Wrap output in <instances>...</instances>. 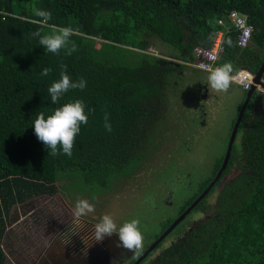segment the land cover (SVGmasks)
I'll return each mask as SVG.
<instances>
[{
    "label": "trees",
    "instance_id": "1",
    "mask_svg": "<svg viewBox=\"0 0 264 264\" xmlns=\"http://www.w3.org/2000/svg\"><path fill=\"white\" fill-rule=\"evenodd\" d=\"M36 8L51 13L49 24L73 28L76 51L48 53L30 36L49 31L33 23L40 19ZM230 12L245 17L253 33L249 45L239 48L237 32L230 28L217 65L231 63L234 74L246 70L256 75L264 63V0H0V264L5 263L2 242L16 208L54 195L59 172L77 171L85 181L104 187L108 179L128 177L136 169L150 129L161 117L156 114L168 78L193 61L195 48L211 46L220 29L216 22ZM150 38L182 63L145 53ZM136 56L140 60L132 66ZM62 65L73 81L83 78L87 86L52 104L48 88L60 79ZM44 68L52 70L47 77L40 75ZM75 100L86 105L88 123L81 125L72 156L48 155L34 133L36 113L43 111L47 118ZM106 113L111 132L104 128ZM239 134L222 175L232 167L238 173L216 193L217 182L189 213L202 212L204 218L168 248L161 243L142 264H264V92L251 95ZM222 162L223 156L178 216L213 181ZM213 194L215 201L208 203Z\"/></svg>",
    "mask_w": 264,
    "mask_h": 264
},
{
    "label": "rangeland",
    "instance_id": "2",
    "mask_svg": "<svg viewBox=\"0 0 264 264\" xmlns=\"http://www.w3.org/2000/svg\"><path fill=\"white\" fill-rule=\"evenodd\" d=\"M145 53L182 63L172 59L171 50L155 38L149 39ZM137 60L140 58L136 56L132 66ZM208 74L185 65L181 73L168 78L162 105L156 114L161 117L150 129L143 161L128 177L108 179L102 187L85 181L77 171L59 172L54 195H44L32 199L30 205L17 207L2 242L4 264H54V261L63 264L65 260L61 256L69 261L68 264L73 257L84 259L86 256L82 252L87 249L84 243L93 239L94 225L106 214L113 217L118 227L126 221L139 219L143 248L160 236L165 225L178 217L184 202L197 191L199 183L213 173L215 163L227 147L232 123L247 93L233 83L226 93L212 90L208 87ZM200 89H205L202 93L205 97L199 96ZM203 112V117L199 118ZM239 143L240 134L235 140L236 145ZM237 173L236 167H232L217 190ZM169 187H172L170 196L166 195ZM149 196L154 206L151 201L145 203ZM215 198L213 194L208 203H213ZM78 199L88 200L95 211L74 223L72 209ZM204 217L202 212L189 214L162 248H168L194 222ZM66 238L70 240L68 250L64 248ZM77 248H81L80 251L72 254ZM113 252L116 259L121 258ZM159 252L156 251L150 260Z\"/></svg>",
    "mask_w": 264,
    "mask_h": 264
},
{
    "label": "clouds",
    "instance_id": "3",
    "mask_svg": "<svg viewBox=\"0 0 264 264\" xmlns=\"http://www.w3.org/2000/svg\"><path fill=\"white\" fill-rule=\"evenodd\" d=\"M34 15L40 18L38 23L41 27L49 29L47 32L37 30L30 33L32 38L38 39L39 45L46 52L59 55L64 50L67 55H71L76 51L75 43L71 40L74 30L71 26H57L49 24L51 13L46 10L36 8L33 10ZM6 14V13H5ZM231 44V41H229ZM71 45V46H69ZM60 79L53 82L48 88V94L52 104H58L59 100L70 90L79 89L83 91L87 86V81L83 78L73 81L67 74V66L62 65ZM208 87L217 92H227L234 82L238 81L239 73L234 74L231 63L212 68L209 65ZM52 70L44 68L40 75L47 77ZM251 83V81H246ZM258 91H264V83L256 84ZM86 105L82 100H75L66 103L54 109L53 113L47 118L43 111L36 113L33 121L34 133L37 139L42 142L48 151V155L57 156L64 154L68 157L72 156L73 147L77 135L81 131V125H87L88 115L85 112ZM104 128L107 132L112 131L109 116H104ZM154 200L151 196L147 197L145 203ZM95 211V206L86 199H78L72 209L73 222L78 223L80 218L87 216ZM113 234L118 235L119 242L116 247L125 249L126 252L121 255L120 264H129L131 259L137 258L143 251V233L140 230L139 219H132L124 222L121 226H117L111 215H103L99 223L94 225V239L96 242H102L106 237ZM127 252L132 253L131 258L127 256Z\"/></svg>",
    "mask_w": 264,
    "mask_h": 264
},
{
    "label": "built area",
    "instance_id": "4",
    "mask_svg": "<svg viewBox=\"0 0 264 264\" xmlns=\"http://www.w3.org/2000/svg\"><path fill=\"white\" fill-rule=\"evenodd\" d=\"M245 19V17L237 12H230L227 18L218 20L216 26L220 27V29L216 32L211 46L207 49L195 48L193 51V61L185 65H191L196 69L206 72L210 71L209 65L212 68L217 67L221 56L225 52L224 40L230 28H233L237 32V46L239 48H246L250 43L253 26L248 24ZM236 73H239V82H234L233 84L239 86L245 92L250 91L253 87L254 75L246 70H238ZM246 81H251V83H246Z\"/></svg>",
    "mask_w": 264,
    "mask_h": 264
},
{
    "label": "flooded vegetation",
    "instance_id": "5",
    "mask_svg": "<svg viewBox=\"0 0 264 264\" xmlns=\"http://www.w3.org/2000/svg\"><path fill=\"white\" fill-rule=\"evenodd\" d=\"M205 91V89H200V91H199V96L200 95H202L203 96V92ZM201 97V96H200ZM203 97H205V96H203ZM203 115H204V112L203 113H201V116L199 117V118H202L203 117ZM224 155V154H223ZM219 171V170H218ZM218 171H217V173H218ZM224 172V171H223ZM216 173V174H217ZM222 175V174H221ZM216 176V175H215ZM225 177V176H224ZM223 175H222V177L220 176V178H219V180L217 181V182H219V181H221L222 182V180H223ZM215 178V177H214ZM214 180V179H213ZM212 182V181H211ZM210 182V183H211ZM216 182V183H217ZM215 183V184H216ZM215 184H214V186H215ZM213 186V187H214ZM184 188V187H183ZM186 188V187H185ZM184 188V189H185ZM171 189H172V187H169L167 190H166V195H171ZM183 189V190H184ZM217 189H218V187H217ZM216 189V191H218ZM185 191H188V189H186ZM190 192V191H189ZM181 193H184L183 191L181 192ZM197 199V198H196ZM195 199V200H196ZM194 200V201H195ZM193 201V202H194ZM189 207V206H188ZM187 207V208H188ZM186 208V209H187ZM185 209V210H186ZM184 210V211H185ZM183 211V212H184ZM182 212V213H183ZM181 213V214H182ZM180 214V215H181ZM179 215V216H180ZM165 232H163L162 234H160V236L159 237H157L156 239H154V241L155 240H158L163 234H164ZM169 237V236H168ZM168 237H166V239L168 238ZM112 238V239H111ZM117 238V239H116ZM67 239V238H66ZM106 239V243H107V245H105V240H103L102 242H96V240L94 239V236H93V239L91 240V241H89V242H87V243H84V246H85V249H86V251H83L82 253H84V255L86 256V257H84V259H79L78 257H73V259H71V264H120V262H121V258L120 259H116L114 256H113V254H112V252L113 253H115L116 255H119V256H117V257H121V255H122V253H125L126 252V250L125 249H122V248H118V247H116V245H117V243L119 242V239H118V237H116V235H112V236H110V237H106L105 238ZM166 239L163 241L164 243H165V241H166ZM108 240V241H107ZM153 241V242H154ZM86 242V241H85ZM153 242H151L146 248H143V251H142V254L139 256V257H137V258H134V259H131L130 261H129V264H135L136 263V260L138 259V258H140L144 253H145V251H147V249L151 246V244L153 243ZM162 242V243H163ZM80 243V242H79ZM111 247H110V246ZM164 245V244H163ZM64 248L66 249V250H68V249H70L71 248V246H70V240H66V241H64ZM89 246H90V248H89ZM79 249H81V248H77L76 249V251H73L72 252V254H76L77 252H79L80 250ZM83 250V249H82ZM127 256L129 257V258H131V256H132V253H130V252H127ZM57 257H60V256H57ZM148 257V256H147ZM146 257V258H147ZM63 261L65 260V262L63 263V264H68L69 263V261L67 260V259H65V258H63L62 256L60 257ZM145 258V259H146ZM144 259V260H145ZM143 260V261H144ZM142 261V262H143ZM142 262L140 263V264H142ZM46 264H49V263H47V262H45ZM58 262L57 261H54V264H57Z\"/></svg>",
    "mask_w": 264,
    "mask_h": 264
},
{
    "label": "water",
    "instance_id": "6",
    "mask_svg": "<svg viewBox=\"0 0 264 264\" xmlns=\"http://www.w3.org/2000/svg\"><path fill=\"white\" fill-rule=\"evenodd\" d=\"M263 73H264V63L262 64V66L260 67V69L256 73V75H254L253 87L251 88L250 91H248L246 93L245 101L243 102V104L239 110V114H238V116H237V118L233 124L232 131H231L228 143H227V147L225 148L224 155H223V162H222L221 167H220L218 173L216 174L214 180L200 194V196L180 216H178L174 220L172 225L165 231V233L158 240H155L151 244V246L147 249V251H145V253L140 258H138L136 260L135 264H140L156 247H158L166 239V237H168L175 230V228L186 218V216L189 215V213L197 206V204L208 195V193L212 190L214 184L219 180L221 174L223 173V171L225 170V168L227 166V163L229 160V152L235 143L237 131H238L239 125L241 123V120L244 116L246 106H247L253 92L255 90H257L255 85L264 83L263 82Z\"/></svg>",
    "mask_w": 264,
    "mask_h": 264
},
{
    "label": "crops",
    "instance_id": "7",
    "mask_svg": "<svg viewBox=\"0 0 264 264\" xmlns=\"http://www.w3.org/2000/svg\"><path fill=\"white\" fill-rule=\"evenodd\" d=\"M241 104H242V103H241ZM241 104H240V105H241ZM240 105H239V107H240ZM241 106H242V105H241Z\"/></svg>",
    "mask_w": 264,
    "mask_h": 264
}]
</instances>
